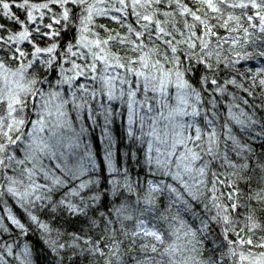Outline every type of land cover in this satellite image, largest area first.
Instances as JSON below:
<instances>
[{"label":"snow or ice","instance_id":"1","mask_svg":"<svg viewBox=\"0 0 264 264\" xmlns=\"http://www.w3.org/2000/svg\"><path fill=\"white\" fill-rule=\"evenodd\" d=\"M0 264H264V0H0Z\"/></svg>","mask_w":264,"mask_h":264}]
</instances>
